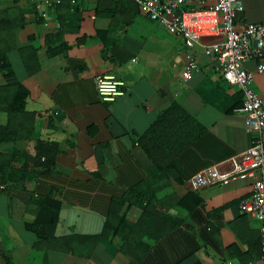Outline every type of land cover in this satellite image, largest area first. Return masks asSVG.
Segmentation results:
<instances>
[{
    "label": "crops",
    "instance_id": "0c3cea01",
    "mask_svg": "<svg viewBox=\"0 0 264 264\" xmlns=\"http://www.w3.org/2000/svg\"><path fill=\"white\" fill-rule=\"evenodd\" d=\"M241 2L236 30L246 23H264V0ZM36 3L0 0V56L6 55L18 83L27 90L23 112L8 120L0 109V126L10 125L20 132L19 138L0 143V264H247L259 260V222L238 206L248 194L249 180L203 187L189 180L245 151L253 138L239 111L241 92L214 70L212 60L202 52V44L221 41L223 36L202 37L186 47L181 36L168 33L143 11L131 12L132 0ZM39 11L46 16L40 17ZM56 34L68 48L65 54L48 58L43 42ZM28 45L36 49L39 65L33 75L26 73L19 52ZM126 55L130 58L125 61ZM189 58L196 60L198 69L184 79L181 72ZM256 62L249 59L244 66L254 70ZM103 74H114L126 84L125 94L112 103H103L96 95L94 79ZM5 85L0 71V108L15 93ZM251 88L264 106V72L255 73ZM173 103L203 128L178 155L187 179L181 184H151L157 191L144 190L150 195L144 197L150 205L146 213L126 203L119 209L117 205L127 223L138 222L134 230L119 225L116 215L110 223L121 232L83 230L73 212L95 216L103 223L113 201L155 174L133 136L143 134ZM36 140L55 144L53 172L12 181L10 174L16 171L10 172L8 155L18 151L32 156ZM24 160L28 163L19 156L10 164L16 168ZM166 183L162 189L160 185ZM50 189L65 213L54 227V236H70L72 251L57 249L59 244L48 247L26 228L34 219L36 199ZM188 193L201 199V205L191 211L177 205Z\"/></svg>",
    "mask_w": 264,
    "mask_h": 264
},
{
    "label": "built area",
    "instance_id": "2783aa9c",
    "mask_svg": "<svg viewBox=\"0 0 264 264\" xmlns=\"http://www.w3.org/2000/svg\"><path fill=\"white\" fill-rule=\"evenodd\" d=\"M69 1L75 5L78 0ZM134 1L150 21L170 34L181 36L186 47L197 44L202 37L223 36L221 41L202 44V52L212 60L214 70L241 92L239 111L244 115L245 130L253 138L245 151L204 168L189 180L195 187L249 180L248 194L239 200L238 206L242 213L259 222L261 255L259 260L247 264H264V106L251 88L255 73L264 72V23H246L241 30H236L235 22L243 10L241 0ZM59 2L40 0L44 6ZM39 14L46 16L43 11ZM249 59L257 61L254 70L244 66ZM197 69L196 60L189 58L181 75L188 79ZM94 85L97 98L103 103H112L125 94V82L114 74L95 77Z\"/></svg>",
    "mask_w": 264,
    "mask_h": 264
},
{
    "label": "trees",
    "instance_id": "16d2710c",
    "mask_svg": "<svg viewBox=\"0 0 264 264\" xmlns=\"http://www.w3.org/2000/svg\"><path fill=\"white\" fill-rule=\"evenodd\" d=\"M132 2L134 4V9L131 12L140 13L142 10L139 5L134 0H132ZM97 9L98 8H96V13L100 14ZM124 10H127V8ZM43 44L45 46V55L48 58H54L58 55L65 54L68 48V45L61 41V36L58 34L54 37L50 35L46 36ZM23 49L25 51L20 50L19 52L22 54V63L25 71L28 75H33L39 70L36 49L33 45H28ZM126 56L125 61L130 58L129 55ZM107 60H110V57H107ZM0 71L5 79V88H12L15 90L12 99L7 104L3 105L4 107L1 106L2 108H0L7 115V119L10 120V118L18 112H23L27 90L18 83L15 74L11 69V65L6 55L3 53L0 56ZM8 126L9 128L7 126H0V143L13 141L20 137L19 130L11 129L10 125ZM202 131L203 128L198 122L179 104H171L158 114L154 122L143 134H133V143L142 148L154 167L155 174L145 180L141 185L127 190L119 201H113L109 209V214L103 223L97 217L82 212H73L72 217L79 222L83 230L101 228L102 233L107 230L116 233L121 232V229L116 228V225L110 223V218L113 215H116L118 217L119 225L121 222L123 226L134 230L138 222L127 223L118 209L122 208L123 203H126L128 206H135L139 208L142 213H146V209L150 208L147 199L144 198L150 196L146 192L153 194L157 191V187L155 189L152 187L150 188L151 184L154 182L160 183L161 181H167L169 184L171 182L175 184H181L184 182L187 177L184 175L182 168L178 163V155L186 149ZM55 155V144L43 140L35 141L34 154L32 156L18 151H12L8 155V161L10 163L19 156L27 158L28 163H26L27 160H24L26 165L23 164V162L22 164H19V166H16V168L9 163L8 168L11 169L10 172L16 171L15 174L14 172L10 174L11 180L15 182H23L26 175L28 178H34L39 175H47L53 172ZM167 183L160 185L162 186V189L168 186ZM177 205L187 211H191L193 208H198L201 205V199L195 194L188 193L181 199L177 200ZM34 206L36 208L34 219L30 224L26 225V228L33 232L40 241H45L48 247H50L51 244H59L60 248L57 249L61 251H72V238L70 236L61 237L59 239L54 236V227L56 226L58 219L65 214L60 208L56 192H54L53 189H50L43 197L36 199ZM116 206L118 209H115Z\"/></svg>",
    "mask_w": 264,
    "mask_h": 264
},
{
    "label": "rangeland",
    "instance_id": "374dc122",
    "mask_svg": "<svg viewBox=\"0 0 264 264\" xmlns=\"http://www.w3.org/2000/svg\"><path fill=\"white\" fill-rule=\"evenodd\" d=\"M140 17V16H139Z\"/></svg>",
    "mask_w": 264,
    "mask_h": 264
}]
</instances>
